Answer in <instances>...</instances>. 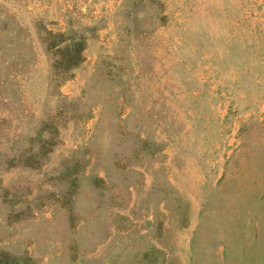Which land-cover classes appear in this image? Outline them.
<instances>
[{"label":"rangeland","instance_id":"374dc122","mask_svg":"<svg viewBox=\"0 0 264 264\" xmlns=\"http://www.w3.org/2000/svg\"><path fill=\"white\" fill-rule=\"evenodd\" d=\"M0 264H264V0H0Z\"/></svg>","mask_w":264,"mask_h":264}]
</instances>
